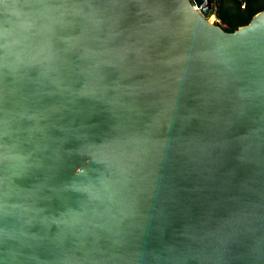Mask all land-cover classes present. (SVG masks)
Masks as SVG:
<instances>
[{
	"label": "water",
	"instance_id": "water-1",
	"mask_svg": "<svg viewBox=\"0 0 264 264\" xmlns=\"http://www.w3.org/2000/svg\"><path fill=\"white\" fill-rule=\"evenodd\" d=\"M0 3V264H264V10Z\"/></svg>",
	"mask_w": 264,
	"mask_h": 264
},
{
	"label": "trees",
	"instance_id": "trees-1",
	"mask_svg": "<svg viewBox=\"0 0 264 264\" xmlns=\"http://www.w3.org/2000/svg\"><path fill=\"white\" fill-rule=\"evenodd\" d=\"M264 10V0H217L216 17L225 31L247 24L253 15Z\"/></svg>",
	"mask_w": 264,
	"mask_h": 264
},
{
	"label": "built area",
	"instance_id": "built-area-1",
	"mask_svg": "<svg viewBox=\"0 0 264 264\" xmlns=\"http://www.w3.org/2000/svg\"><path fill=\"white\" fill-rule=\"evenodd\" d=\"M206 5L208 6V14L206 18L211 22H219V19L216 17L217 9V0H206Z\"/></svg>",
	"mask_w": 264,
	"mask_h": 264
},
{
	"label": "snow or ice",
	"instance_id": "snow-or-ice-1",
	"mask_svg": "<svg viewBox=\"0 0 264 264\" xmlns=\"http://www.w3.org/2000/svg\"><path fill=\"white\" fill-rule=\"evenodd\" d=\"M3 2V0H0V3H2Z\"/></svg>",
	"mask_w": 264,
	"mask_h": 264
}]
</instances>
